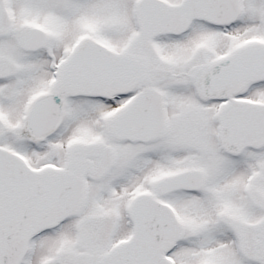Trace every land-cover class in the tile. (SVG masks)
<instances>
[{
	"label": "snow or ice",
	"instance_id": "1",
	"mask_svg": "<svg viewBox=\"0 0 264 264\" xmlns=\"http://www.w3.org/2000/svg\"><path fill=\"white\" fill-rule=\"evenodd\" d=\"M0 264H264V0H0Z\"/></svg>",
	"mask_w": 264,
	"mask_h": 264
}]
</instances>
